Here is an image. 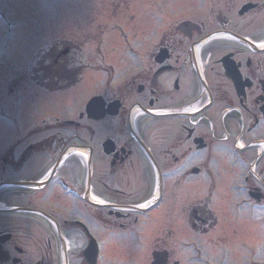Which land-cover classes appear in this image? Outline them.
<instances>
[{
  "label": "flooded vegetation",
  "instance_id": "af4514ba",
  "mask_svg": "<svg viewBox=\"0 0 264 264\" xmlns=\"http://www.w3.org/2000/svg\"><path fill=\"white\" fill-rule=\"evenodd\" d=\"M85 13L80 43L52 14L21 31L0 15V264H114L118 238L212 264L198 236L230 223L216 152L230 142L264 174L262 144L230 140L264 126V0H96ZM108 27L144 46L113 48ZM262 183L242 175L241 204L261 209Z\"/></svg>",
  "mask_w": 264,
  "mask_h": 264
},
{
  "label": "rangeland",
  "instance_id": "374dc122",
  "mask_svg": "<svg viewBox=\"0 0 264 264\" xmlns=\"http://www.w3.org/2000/svg\"><path fill=\"white\" fill-rule=\"evenodd\" d=\"M49 1H52L49 2ZM96 0H0V11L4 12L7 16H13V18L22 23V26L19 27L17 30L21 31L23 29L27 28V25H25V22H32L33 17H41L44 19L48 14L54 15V22H56V25L59 27L55 29L56 31H66V33L63 35L64 38L70 39V41H77V42H83L84 39H82L78 34L80 31H83L80 29L79 22L80 18H83V16H86V13L84 15L85 9H88V7H91L93 5V2ZM52 8V12H48V9ZM88 11V10H87ZM106 13V12H105ZM108 15V13H106ZM91 16V15H90ZM92 17H94L92 15ZM67 24L68 29L60 28L63 26V24ZM91 22V21H90ZM99 23H109L112 22L111 19L108 17H104L103 19H98ZM155 25V24H154ZM153 25V27H154ZM26 26V28H25ZM105 29V28H104ZM153 29V28H152ZM114 34V37L117 40L116 46L113 48L122 49L126 47V45L137 47V46H144L145 40L141 36L140 31H136V35L133 37H129L128 41L124 43V41L117 39V33L110 30V27L107 28L106 32H109ZM84 32H86L84 30ZM88 33L90 31H87ZM70 33V34H69ZM90 38H93L92 34H89ZM20 37V36H19ZM24 37V36H23ZM76 37V38H74ZM109 37V36H107ZM107 37L104 39L106 40ZM71 38H74L71 40ZM91 41V40H89ZM43 40H38L39 47L42 46ZM28 38H19L14 41V47L16 49L23 50L25 48H28ZM11 40L2 42L1 48L4 49L8 47V49L12 50L10 47ZM31 47V46H30ZM110 48V47H109ZM115 53V52H114ZM116 54V53H115ZM110 55H114L111 54ZM125 58H129L127 56H124ZM105 62H108L106 59ZM110 63V62H109ZM134 63H137L134 61ZM9 76V74H8ZM0 83L1 79H0ZM25 118V117H24ZM32 123L30 121L29 117L25 118L24 121V127L30 126ZM5 127V123L1 120L0 121V128ZM237 128H239L237 126ZM239 130V129H237ZM237 130L231 131V141L239 142V145L245 143H258L257 141L259 139H264V126H261L254 132L250 134H246V140L243 141L240 139L239 135L237 136ZM234 131H236L234 133ZM227 144H230L229 142H226ZM225 143V144H226ZM1 144V142H0ZM249 148H245V151ZM253 149L250 148V150L245 152V155H252ZM216 153L220 154L221 157H223L222 163L218 164L219 166H223V168L220 167L219 171H216L215 173H218L221 177H224L225 185L218 184V187H216L215 191L220 192V189L224 188V191L227 198L222 200L224 201V209L221 211V216L223 218H228L230 220V223L222 222L220 228L218 231L211 235L207 236H198V242L200 248L205 251L206 254L215 257V264H254L255 262L258 263L259 260H264V209L261 210V213H258L259 216H257L256 212H254L253 209H250L249 205H244L241 208L236 209L238 219H240L239 224H235L233 222V216H234V206L232 205L234 202H236L239 197L234 196L232 189L229 188V185L232 182H239L240 175L243 174L245 171L243 168H231L229 166V162L232 161V151L231 147L228 145L226 147H222L221 151H217ZM255 162V158L253 163ZM252 164V163H251ZM235 167V166H234ZM254 176H256L258 179H264V174L262 175L263 178H261V175L258 174V171H253ZM262 188H264V184H261ZM223 198V196H220V199ZM217 199V198H216ZM264 203V202H263ZM224 220V219H223ZM262 221V222H261ZM227 224V226L224 228V226ZM154 232H151V239L154 238ZM157 236H161V233H159ZM121 237V236H119ZM156 237V236H155ZM193 235H187L185 239H191ZM130 239V238H128ZM115 248L117 249V255L114 260V264H149V261L151 262V255L148 259H143V252H137L138 249L137 246H130V243L126 239H117V243L113 244ZM168 250L170 251L171 260L172 261H180V264H190L188 263V257L191 255H194V253L190 252L188 249H184L180 247L179 244L175 242H168ZM222 247H224L227 251L225 261H222L219 263V257L223 256L225 252L223 253L221 251ZM154 249V248H152ZM151 248H147L144 250L151 251ZM161 249V248H158ZM140 253V254H139ZM218 259V260H217Z\"/></svg>",
  "mask_w": 264,
  "mask_h": 264
}]
</instances>
